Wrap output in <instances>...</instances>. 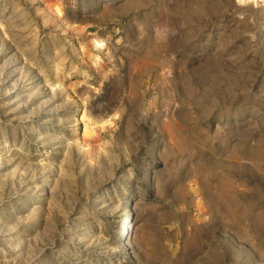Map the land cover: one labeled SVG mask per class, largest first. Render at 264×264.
Returning <instances> with one entry per match:
<instances>
[{"label":"rangeland","instance_id":"rangeland-1","mask_svg":"<svg viewBox=\"0 0 264 264\" xmlns=\"http://www.w3.org/2000/svg\"><path fill=\"white\" fill-rule=\"evenodd\" d=\"M0 264H264V0H0Z\"/></svg>","mask_w":264,"mask_h":264}]
</instances>
